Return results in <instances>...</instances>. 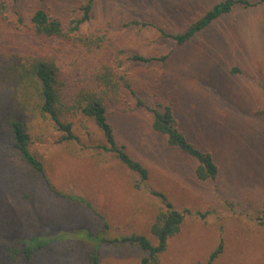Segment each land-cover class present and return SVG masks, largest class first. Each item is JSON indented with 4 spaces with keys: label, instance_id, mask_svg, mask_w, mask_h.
Returning a JSON list of instances; mask_svg holds the SVG:
<instances>
[{
    "label": "rangeland",
    "instance_id": "rangeland-1",
    "mask_svg": "<svg viewBox=\"0 0 264 264\" xmlns=\"http://www.w3.org/2000/svg\"><path fill=\"white\" fill-rule=\"evenodd\" d=\"M3 1V14L18 28L0 24V264H23L21 257L10 260L6 251L18 239L62 234L64 241L38 252L29 264H87L91 242L84 232L103 230V221L107 238L142 234L155 244L149 228L159 199L135 189L134 174L113 155L92 148L103 138L89 119L64 118L78 138L67 142L50 120L24 115L29 149L41 161L48 185L14 152L2 124L18 101L2 73L6 49L17 44L48 46L26 34L16 15L7 12L11 1ZM217 1L95 0L89 22L80 26L81 33H98L104 43H114L118 69L133 80L143 101L152 107L170 104L179 129L209 152L218 168L215 187L196 179V162L150 132V115L131 108L132 101L110 114L118 143L148 170V185L163 192L176 209L189 211L158 264H205L220 240L223 250L212 264H264V225L259 224L264 206V115L253 114L264 109V3L235 9L182 47L159 37L153 28L126 25L141 20L179 32ZM84 2L21 0L17 10L25 23L40 7L69 20L79 16ZM72 49L58 53L61 71L69 82L85 81L97 55ZM130 53L168 58L134 64L124 57ZM57 193L83 197L92 211ZM98 255L101 264H139L145 254L136 246L102 244Z\"/></svg>",
    "mask_w": 264,
    "mask_h": 264
},
{
    "label": "trees",
    "instance_id": "trees-1",
    "mask_svg": "<svg viewBox=\"0 0 264 264\" xmlns=\"http://www.w3.org/2000/svg\"><path fill=\"white\" fill-rule=\"evenodd\" d=\"M12 7L9 11L17 17V22L24 26L25 33L34 39L47 43L48 48L32 47L31 45H11L6 49L7 63L3 66V75L10 82L18 96L16 110L3 120L4 128L11 137L12 148L20 160L26 163L36 175L45 179L41 161L30 151V138L24 115L34 113L52 122L55 129L62 133V141H78L71 130V124L64 121L66 117H85L98 129L103 138L102 144L93 145V149L113 155L120 164L134 174L135 189L145 190L149 195L159 199L160 206L150 225L149 233L155 244L142 234H130L107 238L106 223L104 229L93 233L84 232V238L91 242V250L87 254V264H101L98 255L102 244H127L138 247L145 255L139 264H158L159 256L166 250L168 240L175 236L184 221L187 210H178L167 196L148 185V170L139 161L133 159L124 146L117 141L114 127L109 120L110 114L122 110L132 101L133 109H143L150 115L148 130L164 137L167 147L178 149L196 162L194 176L196 179L216 186L218 168L212 155L202 151L188 140L179 129L174 117L172 106L147 105L134 87V82L127 74L122 73L116 64L118 51L113 42H105L98 33H81L80 26L88 23L91 18L95 0H85L79 7L77 18L66 19L62 15L49 12L45 8L34 10L27 23L19 15L17 7L21 0H10ZM264 0H218L196 19L188 23L179 32H168L152 22L130 20L127 26L138 29L153 28L159 37L170 40L175 47H182L192 41L197 35L212 27L224 17H230L235 9L253 8L263 4ZM5 4L0 0V24L12 25L8 16L3 14ZM17 30L18 26H13ZM9 40V38H8ZM11 42V40H9ZM58 44L55 47L53 43ZM63 48H75L97 55L92 65L91 75L82 82H69L59 66V57ZM73 49L71 50V52ZM120 54H123L121 51ZM125 59L134 64L163 63L168 54L161 56H144L139 53L126 54ZM2 67V66H1ZM0 67V68H1ZM264 95V86L260 88ZM254 115H264V109L256 111ZM49 182L46 181L48 185ZM53 190V189H52ZM54 191V190H53ZM68 202L83 204L92 211L90 204L81 196L61 195ZM259 224L264 225V206L259 211ZM98 219L103 218L93 213ZM203 217V215H199ZM83 236V234H81ZM65 236L59 235L49 238L32 235L25 239H18L15 246L6 247L10 260L21 257L23 264H29L40 251L48 249L51 244L64 241ZM222 240L208 255L205 264H212L222 253Z\"/></svg>",
    "mask_w": 264,
    "mask_h": 264
}]
</instances>
